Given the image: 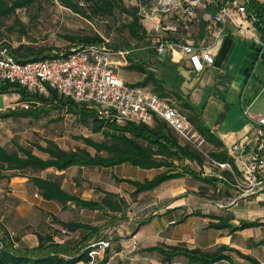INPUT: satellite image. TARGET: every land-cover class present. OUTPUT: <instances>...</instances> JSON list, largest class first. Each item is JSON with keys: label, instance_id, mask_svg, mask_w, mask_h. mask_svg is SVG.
Segmentation results:
<instances>
[{"label": "crops", "instance_id": "1", "mask_svg": "<svg viewBox=\"0 0 264 264\" xmlns=\"http://www.w3.org/2000/svg\"><path fill=\"white\" fill-rule=\"evenodd\" d=\"M256 2L264 5V0H256ZM241 5H244L247 8V1L199 0L198 6L194 9L193 19L189 20L180 16L181 27L177 26L181 30L180 34L175 32V27H167L166 29L162 28V30L173 32L168 35L171 40L166 37H163L164 39L159 38V41H164L166 43L179 45L189 44L194 49L198 51H207L212 56L213 64L204 67L201 73L196 74L192 72L188 57L181 53L171 54L169 51L166 52V54L171 57V60L178 65L179 75L183 79L180 90L184 100L190 105L195 113L200 116L203 127L214 137V139L221 143L223 151L229 159L232 158L230 148L234 144L246 142L247 149L249 150L253 144V132L255 126L254 118L264 117V51L260 52L259 47V43H262L264 40H261L259 34L254 29L252 19H249L247 14L242 16L237 13V7ZM221 12H224V14L221 15ZM164 16L166 18V15ZM213 17H219L220 21L214 23L212 21ZM139 81L140 79H138V82ZM245 109H248L249 116L244 115L243 112ZM194 132L200 136L195 130ZM204 143L212 148L211 153H213L214 148L205 141ZM32 154L34 155L33 152ZM34 156L39 158L36 154ZM47 158L48 157L46 156L45 160H47ZM189 164V173L177 169L178 171L176 170V172L173 173L179 175L177 178L169 179L161 183L157 188L140 193L136 196L145 195L150 199V201L147 204L145 203L140 209L143 213H140V215L137 216L138 218H144L145 220H134L133 223L128 224V227L124 232L125 234L122 235V239H114L116 242L111 244L104 256V258L107 257L108 264H111V261L113 260L112 257H108L112 253L114 256L116 255V257H120L122 256V252L124 253V251L127 250V258H132V255L129 256L128 254L130 244L127 240H124L126 238L125 236L131 234H133L137 240L139 239L141 246H149L146 249L147 252L152 248L170 246H177L188 250H201L200 248L190 246L197 241L198 237L204 239L205 242H211L210 237H214L215 241L220 239L231 243L234 242L235 239H241L243 242L248 240L252 241L251 244H253V247L258 245L259 241H255V236H257L261 228H264V195L260 197V200L262 201H254L252 199V201H249L248 199L236 201L231 205L232 208H230L233 212V224L237 225L240 222L255 223L254 227L229 233L228 229L218 230L214 228L213 225H209L210 229L213 230H207L208 232H205L204 235H202L201 232L206 228L203 230V228L200 229V227L206 224L205 222H212L214 225H217L219 219L228 217V213H225L226 215L224 216L221 213L211 216H207V214H204L203 212L199 213V211L194 213L192 206L195 201H192L191 198L187 196L188 193H186V189L183 187L184 181L186 179L200 181L205 187L211 184L215 185L216 187H219L218 192L222 190L223 194L226 193L230 196L229 199L233 198L236 193L231 186L227 173H222L223 180H218L203 175L206 168L204 163L202 166H199L196 162H189ZM237 164L238 163L234 162V165ZM82 169L84 168L78 170ZM85 169L93 170V172H99V170L100 172H106L107 183L110 187H113L115 191H104L91 179H84V181L70 178L69 180L64 179L63 177H60L63 175V173H61L62 171L57 172L52 168L38 173V176L41 178L50 177L58 179L61 188L64 191L69 195L79 197L82 201H94L90 199H94V197L96 198L100 195L104 197V194L109 193L121 198L127 206L126 201L121 195H119L117 189L121 186H128L132 190H130L131 192L129 193H132L134 192V188L125 183H116L114 178L143 183L144 181L152 180L155 176L164 172L162 168L140 170L129 165H120L106 169H98L95 167ZM49 173L52 175L50 176ZM4 179L6 180V183L10 181L9 184L12 186L13 191L19 192V190H17L18 188L21 189V187H25L26 191L32 195L35 200L39 211L38 213L42 212L40 209L51 213L49 208H52L57 204L54 202L43 201L39 197L37 189L29 183L28 178L26 177ZM84 197H86V200ZM95 201L97 202L99 200ZM14 203L17 206V204H19L18 199H16ZM250 205H254L256 208L259 207L260 212L257 213L254 208L248 207ZM151 207H154L153 211L148 210ZM69 208H74L75 210H80L82 212L88 211L75 208L72 204H68L65 211H69ZM60 209L63 210L61 207ZM128 211L129 209L126 207L120 215H113L106 210L103 212L88 211L89 216L91 217L82 221L74 222L57 220L65 223H81L90 227L100 228V226L105 224L107 220L115 217L117 220L114 222V225L118 222H122L123 219L126 221V219H128ZM52 214L54 216L55 212H52ZM195 215H199L202 217V220H205L200 226L197 223L198 219ZM53 216H51V220L53 219ZM97 216H99V218ZM260 218L263 220L256 221V219ZM111 221L112 220L109 222ZM52 223H54L53 220ZM254 228L255 230L252 232L251 229ZM48 231L49 230L43 233H35V244L26 246L28 248L36 247L38 245L37 235L50 234ZM224 232H226V235L223 234ZM86 234L87 231L79 230L74 234L64 233V236H60L59 238H56V236L53 235V240L58 244H64L71 247L78 244L79 240ZM154 235L161 237L164 242L156 246L150 245L149 242L153 240ZM90 242L92 243L94 240L92 239ZM22 243L20 240L19 245L23 246ZM255 248H252L251 250L249 248H238V253L242 257H237L235 263H231L230 258H228L227 261L231 264H258L259 262L264 261V247ZM229 253L231 252H225V256ZM179 260L185 259L181 257L176 258L172 263L179 264V262H181ZM141 261H143L141 262L142 264H147L144 262H150L148 259L143 258ZM159 264L161 263L159 262Z\"/></svg>", "mask_w": 264, "mask_h": 264}, {"label": "trees", "instance_id": "2", "mask_svg": "<svg viewBox=\"0 0 264 264\" xmlns=\"http://www.w3.org/2000/svg\"><path fill=\"white\" fill-rule=\"evenodd\" d=\"M34 1L37 0H0V18L7 17L15 11L31 5ZM55 1L64 9L85 19L111 16L115 9L125 15L127 22L122 25V32L128 34L129 38L135 42V46L130 47L129 44L124 43L121 46L112 45L111 48L114 51L123 50L129 52L126 57L127 65L125 68L140 75V81L134 86L147 89L160 99L173 101L179 107L180 113L186 116L194 130L206 143L214 148V152L210 153L209 157L221 163L230 162V159L223 151L221 143L214 139L203 127L200 116L184 100L180 90L183 79L179 75L178 65L166 53L158 56L153 47L154 40L150 38L141 25L138 9L125 8L121 0ZM245 1H247L246 14L249 19H252V25L261 40H264V5L259 4L256 0ZM67 39L73 43L72 46L99 44L102 42L98 36ZM2 47H5L9 54L20 63L27 60L37 61L54 58L51 55L54 49L51 48L39 49L23 45L13 50L6 45H1L0 48ZM7 89L8 87H4L1 91L6 92ZM15 91L22 95L23 100L35 102L40 104V106L56 105L61 108H67L70 112L76 109L77 106H81L67 100L58 99L54 93H51L48 99H42L28 96L17 88ZM88 111H78L75 114L81 115L84 121L91 119L93 124L92 132L104 135L105 141L100 143L83 139L84 144L94 150L95 155H91L85 150L63 151L52 141L48 140L45 142L44 147H34L36 151L45 154L48 157L47 160H41L35 157L31 150L19 146H15L13 151H7L0 146V173H3V178H28L29 183L37 189V193L43 201L57 203L62 209H66L68 204H72L78 209L102 212L106 210L113 215H120L126 205L118 196L106 193L97 202L82 201L79 197L69 195L64 191L58 179L41 178L38 173L50 168L60 172L71 167L78 169L94 167L106 169L120 165H129L140 170L162 168L164 170L163 173L143 183L114 178L116 183H125L132 186L134 192L131 193V196L135 198L138 194L151 191L169 179L177 178L179 175L173 174L178 168L175 165L176 162H196L199 166L204 163L200 153L187 144H181L177 138L178 136L162 121L155 120L151 126L132 123L117 126L99 120L92 110ZM15 116L36 117V114H33L32 111L19 114L17 112L0 113V118L3 119ZM185 172L189 173V169ZM52 220L65 234H74L79 230L87 231V234L79 240L75 247L54 242L53 234H38V245L32 248L17 247V239L6 238V240H3V248L0 251V264H90L91 260L87 254V247L92 239L94 242L104 239L101 236V229L81 223L61 222L56 220L55 217ZM116 220V217L113 218L111 223L115 224ZM232 220L231 216L219 219L218 224L213 225V227L218 230L228 229L229 233H233L255 226V223L247 222H240L235 225ZM230 251L232 250L224 245L210 252H203L198 249L188 250L177 246L152 248L149 250V252H155L161 257L162 264H171L174 259L180 257L184 258L187 264H213L222 259L228 260L225 252ZM240 257L242 256L240 255ZM94 264H107V257Z\"/></svg>", "mask_w": 264, "mask_h": 264}, {"label": "rangeland", "instance_id": "3", "mask_svg": "<svg viewBox=\"0 0 264 264\" xmlns=\"http://www.w3.org/2000/svg\"><path fill=\"white\" fill-rule=\"evenodd\" d=\"M122 4L127 9L136 8L138 9L139 15L141 17V25L146 30L152 40L164 39L163 37L169 38L170 31L162 30L167 27H175L178 34L181 33V9L185 6V2L182 1V8H169L168 11L162 12L157 5L159 0H121ZM166 15V18L165 16ZM183 17V16H182ZM185 18V17H183ZM127 22L125 15L121 14L119 10L115 9L113 15L111 16H99L97 18L92 17L91 19H85L84 17L77 15L67 9H64L59 5L57 1L51 0H37L34 1L31 5L24 7L23 9L17 10L12 14H9L7 17L0 18V46H8L11 49H16L20 46H31L35 48L54 49L51 52V55L64 53L72 47L71 43L67 38L81 39V38H93L98 36L102 42L99 44H91L96 46H106L112 50L111 46H121L124 43L130 45V47L135 46V42L131 40L126 32H122V25ZM158 26L160 31L159 33L153 34V28ZM178 26V27H177ZM107 41V42H106ZM85 45V44H81ZM79 46V45H77ZM74 47V46H73ZM5 48V47H2ZM6 49V48H5ZM30 61V60H27ZM26 61V62H27ZM118 78L128 84L135 85L140 78V75L133 71L126 70L125 67L119 68L117 70ZM13 101V96L10 94H2L0 96V108L5 106V110L0 113H8L6 105ZM168 104L176 108L179 112V107L171 100H167ZM90 110L86 106H77L76 109H73L71 112L67 108H61L56 105H43L32 106L28 111H32L33 114H36V117L33 116H15L12 118H0V146L5 148L7 151H13L15 146L22 147L24 149L31 150L34 155L36 154L41 159H46V156L38 153L34 147L36 146H45V142L52 141L59 149L63 151H76V150H85L91 155H95L94 150L87 147L83 139H88L96 143L105 141L104 135L101 133L92 132V121L88 119L83 120L81 115H77L78 111H88ZM89 112V111H88ZM23 113L22 111H17V114ZM181 144H187L191 148L196 149L193 145L184 142L181 138L177 137ZM199 153L204 160L205 167L208 168V159L209 154L212 151L205 143L199 147ZM175 165L180 171H187L190 167L188 161L176 162ZM187 169V170H186ZM196 169V168H195ZM190 170V169H189ZM178 171V170H177ZM62 176L64 179H77L78 181H84V179H91L99 185V188L102 190L115 191L113 187H110L107 183L106 172H99L88 169L78 170V168H71L68 170H63ZM0 241L3 243V240L6 238L17 239V247H27L26 245L35 244L37 232H48L59 238L64 236L62 229L59 228L55 223H52L51 216L52 212H55L53 217L56 220L63 221H82L84 219L90 218L88 211L82 212L80 210H74L69 208V211L65 209L61 210L58 204H55L54 207L49 208L50 212H45L44 210L41 213H38V207L25 187L18 188V191H13L12 186H10L8 181L3 178V173H0ZM51 176L52 174L49 173ZM45 176V175H44ZM89 183V182H88ZM200 181L188 180L184 181L183 187L188 193V197L192 201H195L192 209L193 212H203L207 216L222 214L223 216L228 213V216L232 217V206L229 204L233 198H230L228 194H223L222 190L218 192L219 187L215 185L204 186ZM118 187V186H117ZM119 188V187H118ZM130 187L121 186L117 189L119 195L126 201V208L128 211V219L126 221L123 219L122 222H118L116 225L107 220L105 224L100 226L101 235L103 238L108 239L111 244L116 242L114 239H122L128 224L133 223L134 220H145L144 218H138L137 216L140 213V209L144 204L148 203V199L145 195H140L136 198H132ZM95 194V193H94ZM97 195V194H95ZM101 195L94 197L90 200H100ZM187 197V198H188ZM18 199L19 204L14 203ZM86 200V197H84ZM243 201L246 199H240L238 201ZM249 201H252L250 198ZM142 204V205H141ZM217 205H221L222 209H219ZM259 206V205H258ZM242 207V206H240ZM245 207V206H244ZM255 209L257 213L260 212V208L254 205H250ZM154 207L149 208L148 210L153 211ZM60 209V210H59ZM71 209V210H70ZM73 210V211H72ZM262 212V211H261ZM135 215V216H134ZM99 218V216H97ZM133 217V218H132ZM198 219L197 223L200 224L205 221L202 220V217L195 215ZM235 217V216H234ZM253 219V218H251ZM263 220L262 218L256 219V221ZM201 228L204 231L201 232L204 235L205 232H208L210 229L209 225H214L212 222H205ZM207 225V227H206ZM198 226V228H199ZM113 230L111 235L108 234V231ZM208 230V231H207ZM254 229H251L253 232ZM226 235V232L223 233ZM134 236L133 234L125 236L124 240L130 244L129 239ZM135 237V236H134ZM199 238V237H198ZM197 238V241L190 245L191 247L200 248L204 252L214 251L216 248L222 245H227L231 253L227 255L230 258L231 263H235V259L240 257L238 254L239 249L249 248H263L264 247V228H261L257 236H255V241H259L258 245L253 247L251 244L252 241L248 240L243 242L241 239H235L234 242H225L224 240L218 239L215 241L214 237L211 238V242H205L204 239ZM137 241L138 250L135 254L132 255L133 260H129L127 257V250L122 252V256L116 257L112 253L108 257H112L113 260L111 264H142L141 259H148L150 262H144L147 264H162L161 257L157 253L147 252L146 249L149 246H141L139 239L135 237ZM23 246L19 245V241ZM159 240V241H158ZM163 239L154 235L153 240H151L150 245H159L162 244ZM25 243V244H24ZM75 247V246H71ZM231 247V248H230ZM255 248V249H256ZM135 255V257H134ZM131 256V255H129ZM232 259V260H231ZM179 264H187L185 260H179ZM234 261V262H233Z\"/></svg>", "mask_w": 264, "mask_h": 264}, {"label": "built area", "instance_id": "4", "mask_svg": "<svg viewBox=\"0 0 264 264\" xmlns=\"http://www.w3.org/2000/svg\"><path fill=\"white\" fill-rule=\"evenodd\" d=\"M198 1H183L185 7L181 9V14L185 19H193ZM157 5L165 12L171 7L182 8V1L159 0ZM237 13L245 16V6H238ZM220 14L223 15L224 12ZM212 21L218 23L220 18L213 17ZM152 28L153 34L158 35L159 27ZM153 47L158 56L169 51L171 54L181 53L188 57L192 72L196 74L213 64V58L207 51H198L189 44L179 45L155 40ZM259 47L260 52H263L264 41L259 43ZM128 54V51H114L106 46L76 45L64 53H55L54 58L49 60L20 63L7 49L0 48V96L5 93L13 96V101L6 105L12 113L27 112L32 106L38 105L23 100L22 95L15 91L17 88L28 96L42 99H48L51 93H54L58 99L86 106L99 120L117 126L127 123L151 126L155 120H159L199 152L197 149L204 144V140L194 132L186 116L168 104L167 100L160 99L147 89L128 85L118 78L117 70L126 67ZM4 87H8L6 92L1 91ZM4 108L5 106L0 108V112L4 111ZM243 113L249 116L248 109ZM254 124L253 144L249 150L246 142L234 144L230 148V162L221 163L209 158L208 168L203 172L204 176L218 180H223L222 173L228 174L236 193L230 205L240 199L262 201L260 197L264 195V117L254 118ZM234 162L238 164L234 165ZM217 206L222 209L221 205ZM112 233L113 230L108 231L109 235ZM129 242L128 254L133 255L137 252V241L132 236ZM110 246V241L105 238L90 243L87 247L90 264L102 261ZM2 248L3 243L0 241V251ZM213 264L231 263L222 259ZM258 264H264V261Z\"/></svg>", "mask_w": 264, "mask_h": 264}]
</instances>
